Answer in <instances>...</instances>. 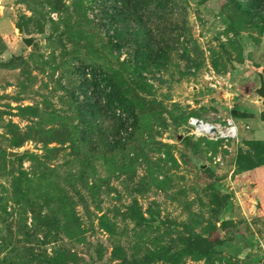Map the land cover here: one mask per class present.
<instances>
[{
    "label": "rangeland",
    "instance_id": "rangeland-1",
    "mask_svg": "<svg viewBox=\"0 0 264 264\" xmlns=\"http://www.w3.org/2000/svg\"><path fill=\"white\" fill-rule=\"evenodd\" d=\"M230 2L0 0V264H264V0Z\"/></svg>",
    "mask_w": 264,
    "mask_h": 264
},
{
    "label": "built area",
    "instance_id": "built-area-1",
    "mask_svg": "<svg viewBox=\"0 0 264 264\" xmlns=\"http://www.w3.org/2000/svg\"><path fill=\"white\" fill-rule=\"evenodd\" d=\"M187 128L190 135L212 140L227 141L236 138L237 130L231 119H225L223 124L207 123L200 119L189 117Z\"/></svg>",
    "mask_w": 264,
    "mask_h": 264
},
{
    "label": "trees",
    "instance_id": "trees-1",
    "mask_svg": "<svg viewBox=\"0 0 264 264\" xmlns=\"http://www.w3.org/2000/svg\"><path fill=\"white\" fill-rule=\"evenodd\" d=\"M249 2L250 0H231V5H233L239 12H243V14L249 18H252V16L254 15V12H253V8L249 6ZM135 10L134 8H126V9H117V10H114L113 11V14L111 16H109L108 18H112V17H118L117 19H119V21L121 22H125L124 20L125 19H131L133 17H135ZM144 29L140 30V32H137V31H131V32H127V30L125 29V33H130V34H127L131 40L139 47V42L140 40L142 41V38L145 37V34L146 33H143ZM117 35H118V31H117ZM145 64H141L142 67H135L134 66V69L137 71L136 72V75L137 76H140V73L142 70H145ZM157 68V67H155ZM119 105H121L119 103ZM134 107V106H132ZM261 117V120L264 121V116H260ZM264 164H251L249 165V167H247L244 171H247V170H251V169H254L256 167H259V166H263Z\"/></svg>",
    "mask_w": 264,
    "mask_h": 264
},
{
    "label": "crops",
    "instance_id": "crops-1",
    "mask_svg": "<svg viewBox=\"0 0 264 264\" xmlns=\"http://www.w3.org/2000/svg\"><path fill=\"white\" fill-rule=\"evenodd\" d=\"M245 173L253 185L251 188L252 198L259 205L261 211L264 212V186L261 183L264 180V165L247 170Z\"/></svg>",
    "mask_w": 264,
    "mask_h": 264
},
{
    "label": "water",
    "instance_id": "water-1",
    "mask_svg": "<svg viewBox=\"0 0 264 264\" xmlns=\"http://www.w3.org/2000/svg\"><path fill=\"white\" fill-rule=\"evenodd\" d=\"M21 41L22 43L25 45V46H30L31 43H32V39L30 37H26V38H21ZM256 73V84L252 90V92L255 94L256 98L258 99L259 101V104L264 108V81H263V78H262V75L255 72ZM182 139V136L181 135H177L175 137V140L178 142ZM14 154L13 153H7V156H13ZM204 165H201V166H198V168H203Z\"/></svg>",
    "mask_w": 264,
    "mask_h": 264
}]
</instances>
